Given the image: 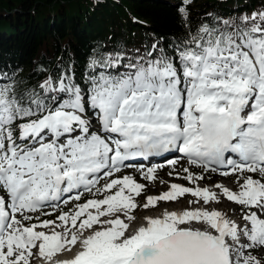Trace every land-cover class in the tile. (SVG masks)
<instances>
[{"label":"snow or ice","instance_id":"snow-or-ice-1","mask_svg":"<svg viewBox=\"0 0 264 264\" xmlns=\"http://www.w3.org/2000/svg\"><path fill=\"white\" fill-rule=\"evenodd\" d=\"M174 7L136 43L0 63V264H264V0Z\"/></svg>","mask_w":264,"mask_h":264},{"label":"trees","instance_id":"trees-1","mask_svg":"<svg viewBox=\"0 0 264 264\" xmlns=\"http://www.w3.org/2000/svg\"><path fill=\"white\" fill-rule=\"evenodd\" d=\"M180 0H0V63L12 60L24 66L55 63L63 46L79 56L104 37L115 35L128 43L143 39L145 32L175 28ZM231 0H189L192 16ZM256 6L257 0H250ZM148 21L153 28L134 23Z\"/></svg>","mask_w":264,"mask_h":264},{"label":"rangeland","instance_id":"rangeland-1","mask_svg":"<svg viewBox=\"0 0 264 264\" xmlns=\"http://www.w3.org/2000/svg\"><path fill=\"white\" fill-rule=\"evenodd\" d=\"M169 171V170H168ZM168 171L165 172H161L160 177L155 180L154 182H149L147 180L144 179V181L146 182V190L149 193L155 194L160 192L161 190H165L168 187V184L166 183V181L172 180V178H170V176L167 175ZM166 176V177H164ZM219 179H224L226 181H230V178H224V177H217ZM161 180L165 181V183H161ZM158 181H160V185H158ZM182 181H186V180H178V182H182ZM231 182V181H230ZM231 185V183H230ZM146 195H140L139 199H142V197L145 198ZM188 200H189V196L185 195L184 197L178 198L176 202H159L158 206L154 207L155 209L153 210H157V209H161V208H168L169 210L173 209V208H182L184 206H188ZM144 202V199H142V202ZM163 205V206H162ZM217 207H220L224 210H228L230 208V204L227 201H224L222 203L217 204ZM216 206V205H215ZM144 210L141 209L139 216H143L144 213H142Z\"/></svg>","mask_w":264,"mask_h":264},{"label":"bare ground","instance_id":"bare-ground-1","mask_svg":"<svg viewBox=\"0 0 264 264\" xmlns=\"http://www.w3.org/2000/svg\"><path fill=\"white\" fill-rule=\"evenodd\" d=\"M230 181H231V180H230ZM230 181H226V180H225V183L228 184V186H232V185H230V183H231ZM185 182H187V181H182V183H185ZM157 183H158V185H160V181H158ZM162 206H163V205H162ZM164 208H165V207H164ZM164 208L154 210V211H152V212H150V213H152V214L159 213V212H160L162 209H164ZM146 214H149V213H146ZM146 214H145V215H146ZM141 218H142V217H141Z\"/></svg>","mask_w":264,"mask_h":264}]
</instances>
